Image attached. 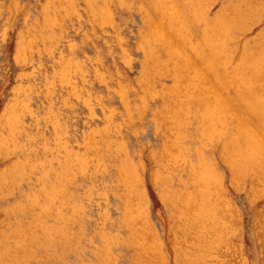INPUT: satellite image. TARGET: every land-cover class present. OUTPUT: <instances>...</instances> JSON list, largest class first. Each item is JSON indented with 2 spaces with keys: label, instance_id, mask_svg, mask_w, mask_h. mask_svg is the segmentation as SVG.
Masks as SVG:
<instances>
[{
  "label": "rangeland",
  "instance_id": "1",
  "mask_svg": "<svg viewBox=\"0 0 264 264\" xmlns=\"http://www.w3.org/2000/svg\"><path fill=\"white\" fill-rule=\"evenodd\" d=\"M263 70L264 0H0V264H264Z\"/></svg>",
  "mask_w": 264,
  "mask_h": 264
},
{
  "label": "bare ground",
  "instance_id": "2",
  "mask_svg": "<svg viewBox=\"0 0 264 264\" xmlns=\"http://www.w3.org/2000/svg\"><path fill=\"white\" fill-rule=\"evenodd\" d=\"M170 6V5H169ZM197 9V8H196ZM191 11V10H190ZM200 13V12H199ZM198 15V14H197ZM176 16V15H175ZM167 17V16H166ZM177 17V16H176ZM168 18V17H167ZM175 18V17H174ZM179 19H180V17H179ZM227 21V20H226ZM233 21V20H232ZM229 23H231V22H229ZM226 25H228V24H226ZM223 27V26H222ZM205 30V29H204ZM225 30V29H224ZM207 31V30H206ZM208 32V31H207ZM220 32V31H219ZM209 34V33H208ZM159 37V36H158ZM225 37V36H224ZM220 39L222 38V37H219ZM158 39V38H157ZM219 39V40H220ZM207 41V40H206ZM208 42H209V40H208ZM212 42V41H211ZM165 43H167V42H165ZM263 45V44H262ZM214 52H216V50L214 51ZM217 53V52H216ZM21 54V53H20ZM246 55V54H245ZM243 57V56H242ZM246 59H248L249 60V58L247 57ZM180 60V59H179ZM182 60V59H181ZM154 61V60H153ZM152 61V62H153ZM184 62V61H183ZM173 64V63H172ZM201 64V63H200ZM226 64V63H225ZM180 65V64H179ZM183 65H184V63H183ZM243 66V65H242ZM154 67V66H153ZM208 67H209V65H208ZM160 69V68H159ZM165 69V68H164ZM263 69V68H262ZM237 71V70H236ZM250 71V70H249ZM245 72V71H244ZM150 73V72H149ZM154 73V72H153ZM261 72H259V75H261L260 74ZM263 73H264V70H263ZM257 74V73H256ZM186 75H188V74H186ZM194 75V74H193ZM237 75V74H236ZM252 75V74H251ZM180 76V75H179ZM215 77V76H214ZM254 77V76H253ZM239 78V77H238ZM243 78V77H242ZM188 79H189V77H188ZM190 79H193V77L192 78H190ZM241 79V78H240ZM249 79V78H248ZM258 79H259V77H258ZM263 79V78H262ZM247 80V79H246ZM184 81V80H183ZM256 81V80H255ZM188 82H190V81H188ZM196 82V81H195ZM238 82H240V80L238 81ZM246 82V81H245ZM262 82H263V80H262ZM186 84V83H185ZM191 84V83H190ZM193 84H194V82H193ZM192 84V85H193ZM198 84V83H197ZM201 84V83H200ZM262 84V83H261ZM264 84V83H263ZM171 85V84H170ZM189 84H187V87H189L188 86ZM192 85H191V87H192ZM147 86V85H146ZM175 86V85H174ZM173 86V87H174ZM194 86V85H193ZM195 86H196V84H195ZM257 86V85H256ZM186 87V88H187ZM175 88V87H174ZM183 88V87H182ZM173 89V88H172ZM185 89V88H184ZM188 89V88H187ZM253 89H255V88H253ZM190 90V89H189ZM191 90H194V89H191ZM196 90V89H195ZM181 91V90H180ZM186 91V90H185ZM255 92V91H254ZM257 92H258V88H257ZM257 92H255V93H257ZM68 93V92H67ZM189 93V92H188ZM165 94V93H164ZM178 94V93H177ZM182 94V93H181ZM186 94V93H185ZM191 94H193V92L191 93ZM196 94V93H195ZM194 94V95H195ZM251 94H253V93H251ZM184 95V94H183ZM190 97H191V95L190 94H188ZM197 95V94H196ZM202 95V94H201ZM201 95H200V97H201ZM261 95V94H260ZM263 96V95H262ZM176 97V96H175ZM186 97V96H185ZM189 97V98H190ZM194 97V96H193ZM196 98H197V96H196ZM207 98V97H206ZM215 98V97H214ZM257 98V97H256ZM261 98V97H260ZM210 99V98H209ZM246 99H247V96H246ZM182 100H183V96H182ZM192 100V99H191ZM196 100H199V98H197ZM202 100H205L204 99V97L202 98ZM207 100V99H206ZM205 100V101H206ZM217 100H218V98H217ZM216 100V101H217ZM242 100V99H241ZM249 100V99H248ZM255 100V99H254ZM257 100V99H256ZM262 100H263V98H262ZM212 101V100H211ZM181 102V101H180ZM209 102V101H208ZM219 102V101H218ZM251 102V101H250ZM196 103H199L198 101H196ZM243 103H245V100H243ZM202 104V103H201ZM205 104V103H204ZM213 104V103H212ZM248 103H246V105H247ZM259 104V103H258ZM261 104V103H260ZM214 105V104H213ZM237 105V104H236ZM249 107H250V105H248ZM262 106V105H261ZM224 107V106H223ZM178 110V109H177ZM224 110V109H223ZM223 113V112H222ZM181 116V115H180ZM180 116H177V117H180ZM161 117V116H160ZM158 119V118H157ZM178 119V118H177ZM172 120V119H171ZM175 120V119H174ZM165 121V120H164ZM165 122H168V121H165ZM171 122V121H170ZM170 122H169V124H170ZM173 123H174V121H172ZM177 124V123H176ZM237 129V128H236ZM179 133V132H178ZM239 133V132H238ZM245 133H247V132H245ZM249 135V134H248ZM245 136H247L246 134H245ZM87 137H89V136H87ZM176 137V136H175ZM234 138V137H233ZM232 138V139H233ZM231 139V138H230ZM88 140V139H87ZM91 141H93V140H91ZM89 142V141H88ZM88 144V143H87ZM242 144V143H241ZM245 145V144H244ZM95 149V148H94ZM253 149V148H252ZM232 150H234V149H232ZM177 152V151H176ZM92 153V152H91ZM174 153V152H173ZM232 153V152H231ZM90 154V153H89ZM88 156V155H87ZM168 156V155H167ZM252 157V156H251ZM234 159V158H233ZM257 159V158H256ZM235 160H236V158H235ZM96 161V160H95ZM237 161V160H236ZM242 161V160H241ZM125 162H126V160H125ZM127 164V163H126ZM237 165V164H236ZM235 165V166H236ZM236 168V167H235ZM211 171V170H210ZM190 173V172H189ZM188 173V174H189ZM122 174V173H121ZM190 174H192V173H190ZM208 177V176H207ZM126 186V185H125ZM210 198V197H209ZM206 199V198H205ZM207 202V201H206ZM212 202H214V201H212ZM211 203V202H210ZM129 204V203H128ZM216 205V204H215ZM217 209V208H216ZM186 211V210H185ZM205 212V211H204ZM230 213V212H229ZM41 215V214H40ZM39 215V216H40ZM188 215V214H187ZM264 215V214H263ZM43 216V215H42ZM186 216V215H185ZM189 216V215H188ZM206 216V215H205ZM134 217V216H133ZM196 217V216H195ZM146 218V217H145ZM202 218V217H201ZM224 220V219H223ZM197 221V220H196ZM143 222V221H142ZM207 223H209V222H207ZM226 224V223H225ZM138 225H139V223H138ZM140 225H141V223H140ZM192 225V224H191ZM203 225V224H202ZM37 226V225H36ZM147 226V225H146ZM145 226V228H147ZM193 226V225H192ZM198 226H199V224H198ZM209 226V225H208ZM188 227V226H187ZM205 227V226H204ZM208 228V227H207ZM206 229V228H205ZM212 230V229H211ZM24 231V230H23ZM215 231V230H214ZM138 232V231H137ZM145 232V231H144ZM189 237V236H188ZM223 241V240H222ZM228 241V240H227ZM107 242V241H106ZM177 242V241H176ZM181 242V241H180ZM142 247H144V246H142ZM141 249V248H140ZM215 249V248H214ZM142 250V249H141ZM214 251V250H213ZM155 252V251H154ZM217 252V251H216ZM211 254V253H210Z\"/></svg>",
  "mask_w": 264,
  "mask_h": 264
}]
</instances>
